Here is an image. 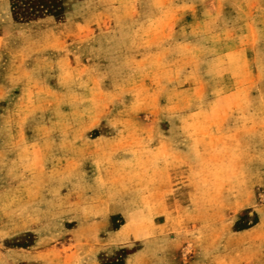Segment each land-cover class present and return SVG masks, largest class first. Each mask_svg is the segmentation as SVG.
Returning a JSON list of instances; mask_svg holds the SVG:
<instances>
[{
    "label": "rangeland",
    "instance_id": "rangeland-1",
    "mask_svg": "<svg viewBox=\"0 0 264 264\" xmlns=\"http://www.w3.org/2000/svg\"><path fill=\"white\" fill-rule=\"evenodd\" d=\"M0 264H264V0H0Z\"/></svg>",
    "mask_w": 264,
    "mask_h": 264
}]
</instances>
